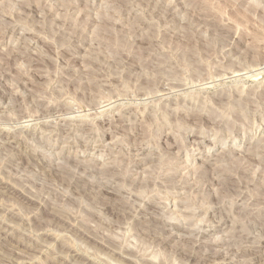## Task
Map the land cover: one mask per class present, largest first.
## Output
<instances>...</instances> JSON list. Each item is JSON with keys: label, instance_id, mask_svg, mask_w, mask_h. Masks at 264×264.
I'll list each match as a JSON object with an SVG mask.
<instances>
[{"label": "rangeland", "instance_id": "rangeland-1", "mask_svg": "<svg viewBox=\"0 0 264 264\" xmlns=\"http://www.w3.org/2000/svg\"><path fill=\"white\" fill-rule=\"evenodd\" d=\"M207 256L264 264V0H0V264Z\"/></svg>", "mask_w": 264, "mask_h": 264}, {"label": "bare ground", "instance_id": "bare-ground-1", "mask_svg": "<svg viewBox=\"0 0 264 264\" xmlns=\"http://www.w3.org/2000/svg\"><path fill=\"white\" fill-rule=\"evenodd\" d=\"M139 150H140V149H139ZM27 165H28V164H27ZM31 165H32V164H31ZM206 172H207V171H206ZM112 186H114V185H112ZM101 187H102V186H101ZM38 203H39V202H38ZM39 204H40V203H39ZM151 204H152V203H151ZM149 207H150V206H149ZM146 211H147V210H146ZM150 211H151V210H150ZM151 214H152V212H151ZM153 217H154V216H153ZM155 217H156V216H155ZM144 218H146V217H144ZM147 218H148V217H147ZM159 219H160V217H159ZM164 220H165V219H164ZM165 221H166V220H165ZM144 222H145V221H144ZM161 222H162V221H161ZM163 222H164V221H163ZM170 222H171V221H170ZM171 223H172V222H171ZM161 224H162V223H161ZM161 224H160V226H161ZM165 224H166V223H165ZM173 224H174V222H173ZM6 225H7V224H6ZM8 225H9V224H8ZM144 225H145V224H144ZM144 225H143V226H144ZM146 225H147V224H146ZM146 225H145V226H146ZM219 225H220V224H219ZM148 226H149V224H148ZM162 226H163V225H162ZM175 226L178 227V225H170L171 228H170L169 230L173 232ZM223 226H224V225H223ZM223 226H222V227H223ZM165 227H166V225H165ZM184 229H185V227H184ZM189 229H190V228H189ZM193 229H194V228H193ZM197 229H198V228H197ZM214 229H215V228H214ZM166 230H167V229H166ZM169 230H168V231H169ZM1 231H2V230H1ZM153 231H155L154 228L151 229V228L148 227V229H143L142 234L156 233V232H157V231H156V232H153ZM158 231H159V230H158ZM163 231H164V230H163ZM139 232H140V231H139ZM172 232H171V233H172ZM158 233L161 234V232H158ZM202 233H203V231H202ZM156 234H157V233H156ZM162 234H163V233H162ZM175 234H176V233H175ZM197 234H198V233H197ZM148 235H149V234H148ZM200 235H201V233H200ZM172 236H173V235H167V237H166V234H165V236L162 237V238H166V239H162V240H159V241H160V243H162V244H163V243H168L169 239H171ZM196 236H197V235H196ZM2 237H3V236H2ZM151 237H152V236H151ZM168 237H170V238H168ZM152 238H153V237H152ZM160 238H161V236H160ZM160 238H159V239H160ZM197 238H198V237H197ZM102 239H103V238H102ZM104 239H106V238H104ZM157 239H158V238H157ZM157 239H156V242H157ZM225 239H226V238H225ZM227 239H228V238H227ZM245 239H246V238H245ZM3 240H4V239H3ZM235 240H236V239H235ZM153 241H154V239H153ZM201 242H202V241H201ZM102 243H103V242H102ZM158 243H159V242H158ZM160 243H159V244H160ZM193 243H194V242H193ZM199 243H200V242H199V240L197 239L195 245L197 246V244H199ZM205 243H206V242H205ZM214 243H215V242H214ZM104 244H105V243H104ZM104 244H103V246H104ZM212 244H213V241H212ZM193 245H194V244H193ZM199 245H200V244H199ZM199 245H198V246H199ZM248 245H250V244H248ZM253 245H254V244H253ZM105 247H107V245H106ZM120 247H121V246H120ZM233 247H234V246H233ZM9 248H10V247H9ZM121 248H122V247H121ZM124 248H129V247H126V246L124 245ZM227 248H228V247H227ZM231 248H232V247H231ZM110 249H111V248H110ZM121 250H123V249H121ZM124 250H125V249H124ZM124 250H123V251H124ZM228 250H230V248H229ZM112 251H113V249H112ZM125 251H126V250H125ZM195 251H196V250H195ZM198 251H199V250H198ZM114 252H115V251H114ZM193 252H194V251H193ZM226 252H227V251H226ZM229 252H230V251H229ZM116 253H117V250H116ZM118 253H120V251H119ZM122 253H123V252H122ZM214 253H216V252H214ZM218 253H219V252H218ZM218 253H217V254H218ZM71 254H72V253H71ZM71 254H70V255H71ZM77 254H78V253H77ZM120 254H121V253H120ZM217 254H216V255H217ZM75 255H76V254H75ZM75 255H74V256H75ZM192 255H193V254H192ZM204 255H205V254H204ZM234 255H235V254H234ZM68 256H69V255H68ZM120 256H122L123 258H128L127 256H125V255H123V254H121ZM193 256H194V255H193ZM254 256H255V255H254ZM256 256H257V255H256ZM215 257H216V256H207V257L205 258L204 261H205V262H207V261H210V262H211V261H212L213 263H215L214 261H217V260L214 259ZM129 258H130V257H129ZM144 258H145V257H144ZM201 259H202V258H201ZM203 259H204V258H203ZM203 259H202V260H203ZM218 259H219V258H218ZM146 260H148V259H146ZM202 260H201V261H202ZM26 262H27V261H26ZM77 262H78V261H77ZM208 263H209V262H207V263H205V264H208ZM210 264H211V263H210Z\"/></svg>", "mask_w": 264, "mask_h": 264}]
</instances>
